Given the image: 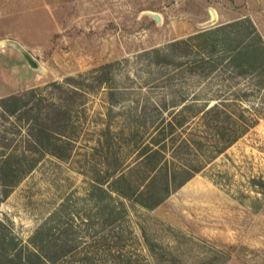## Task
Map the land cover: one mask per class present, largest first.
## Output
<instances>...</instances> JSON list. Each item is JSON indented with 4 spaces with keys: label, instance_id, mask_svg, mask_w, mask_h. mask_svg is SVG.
Listing matches in <instances>:
<instances>
[{
    "label": "rangeland",
    "instance_id": "374dc122",
    "mask_svg": "<svg viewBox=\"0 0 264 264\" xmlns=\"http://www.w3.org/2000/svg\"><path fill=\"white\" fill-rule=\"evenodd\" d=\"M0 44V98L38 99L49 130L38 143L32 117L0 107V157L22 170L0 181V264H264V0H0ZM215 103L257 122L142 204L159 126L207 134Z\"/></svg>",
    "mask_w": 264,
    "mask_h": 264
},
{
    "label": "trees",
    "instance_id": "16d2710c",
    "mask_svg": "<svg viewBox=\"0 0 264 264\" xmlns=\"http://www.w3.org/2000/svg\"><path fill=\"white\" fill-rule=\"evenodd\" d=\"M262 48L264 49V46ZM112 65L113 62H107L102 64L100 68H109ZM66 80L75 81L76 79L73 76H68ZM53 83L58 85L61 84L59 81H54ZM19 99L20 97L17 95L1 97L0 107H3L5 112H17L22 106H20V104L17 108L11 106L14 104L16 105ZM39 104L40 102L37 99L34 104H32V102L27 103L24 107L25 109H21L19 112H21V115L26 114L27 117L33 118V125H36L35 128L37 130L36 132L34 131L36 141L38 143H47L45 134L48 136L49 130L46 131L41 122V107ZM220 105L219 103H215L211 106L206 105L201 109L202 123L211 130V132L207 134L198 135L196 132H190L187 135H180L177 129H181L184 123L182 124L181 121L177 119L169 120L162 126H159L157 134L154 137V143L157 147H150L149 150H145L144 152L143 166H145V169L156 170L157 173L145 179L147 182L144 184L145 189H139V192H137L136 196L142 204L153 206L161 202L167 194L185 183L196 172L202 170L208 161L215 158L217 154L225 151V149L257 122L256 119H250L244 113L236 114L233 109H227L225 104L224 107ZM191 110L190 107L185 106L173 112L175 117L177 115L186 116L184 113L187 111L190 112ZM49 118L52 121L51 126L55 125L59 127V123L57 122L58 114L55 111L51 113ZM168 141L171 142L170 145ZM169 146H172L171 157L166 153V148ZM144 148H146V146ZM15 160L12 153H5L3 157H0V181L5 186L10 185V181L13 182L11 185L14 184V182H17L21 177L20 175L22 173L20 172H22V170L19 171V169L15 168L13 165ZM159 175H162V180L157 178ZM123 178H125V174H122L116 179V182L121 183ZM155 189L159 191L156 192ZM117 190L122 194L124 193L131 196L126 193L127 191H125V187L122 185H120ZM145 191H152L150 198L155 199H151L149 202L146 199ZM154 195H156V197H153Z\"/></svg>",
    "mask_w": 264,
    "mask_h": 264
},
{
    "label": "water",
    "instance_id": "95a60500",
    "mask_svg": "<svg viewBox=\"0 0 264 264\" xmlns=\"http://www.w3.org/2000/svg\"><path fill=\"white\" fill-rule=\"evenodd\" d=\"M209 13H210V17L207 20L203 21V24H209L216 19V12H215L213 7H209ZM149 14H151L155 18L157 23H160V21H161V14L160 13L149 12ZM8 44L15 46L24 55V57L26 58V60L28 62L29 67L38 68V69L40 68V64L38 63V61L35 60L32 57V55L27 50L22 48L18 43H16V42H6L5 43V45H8ZM2 45L4 46V44H2ZM2 45L0 44V46H2Z\"/></svg>",
    "mask_w": 264,
    "mask_h": 264
},
{
    "label": "bare ground",
    "instance_id": "6f19581e",
    "mask_svg": "<svg viewBox=\"0 0 264 264\" xmlns=\"http://www.w3.org/2000/svg\"><path fill=\"white\" fill-rule=\"evenodd\" d=\"M9 42H11V41H9ZM17 43V42H16ZM19 44V43H18ZM20 45V44H19ZM21 46V45H20ZM22 47V46H21ZM23 48V47H22Z\"/></svg>",
    "mask_w": 264,
    "mask_h": 264
},
{
    "label": "crops",
    "instance_id": "0c3cea01",
    "mask_svg": "<svg viewBox=\"0 0 264 264\" xmlns=\"http://www.w3.org/2000/svg\"><path fill=\"white\" fill-rule=\"evenodd\" d=\"M162 15V14H161Z\"/></svg>",
    "mask_w": 264,
    "mask_h": 264
}]
</instances>
